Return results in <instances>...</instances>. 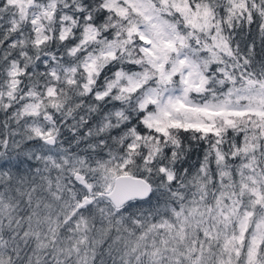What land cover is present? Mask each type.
Segmentation results:
<instances>
[{"label":"snow or ice","instance_id":"1","mask_svg":"<svg viewBox=\"0 0 264 264\" xmlns=\"http://www.w3.org/2000/svg\"><path fill=\"white\" fill-rule=\"evenodd\" d=\"M0 264H264V0H0Z\"/></svg>","mask_w":264,"mask_h":264}]
</instances>
